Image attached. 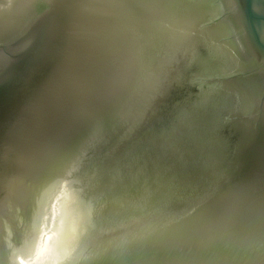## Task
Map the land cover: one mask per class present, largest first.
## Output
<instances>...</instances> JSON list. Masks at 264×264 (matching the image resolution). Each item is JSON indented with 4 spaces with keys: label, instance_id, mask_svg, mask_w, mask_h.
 <instances>
[{
    "label": "water",
    "instance_id": "1",
    "mask_svg": "<svg viewBox=\"0 0 264 264\" xmlns=\"http://www.w3.org/2000/svg\"><path fill=\"white\" fill-rule=\"evenodd\" d=\"M0 264H264V0H0Z\"/></svg>",
    "mask_w": 264,
    "mask_h": 264
}]
</instances>
